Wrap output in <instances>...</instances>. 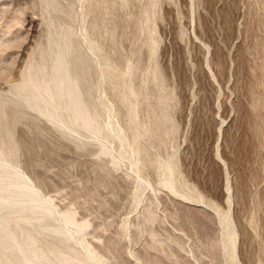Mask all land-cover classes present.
<instances>
[{
	"label": "rangeland",
	"instance_id": "rangeland-1",
	"mask_svg": "<svg viewBox=\"0 0 264 264\" xmlns=\"http://www.w3.org/2000/svg\"><path fill=\"white\" fill-rule=\"evenodd\" d=\"M62 30L91 66L96 133L15 89ZM0 96L25 113L18 163L0 172L49 201L55 227L68 211L89 224L67 250L85 253L82 239L107 264H264V0H0Z\"/></svg>",
	"mask_w": 264,
	"mask_h": 264
},
{
	"label": "bare ground",
	"instance_id": "bare-ground-1",
	"mask_svg": "<svg viewBox=\"0 0 264 264\" xmlns=\"http://www.w3.org/2000/svg\"><path fill=\"white\" fill-rule=\"evenodd\" d=\"M47 7L57 12L55 2L47 3ZM51 21L56 22V17H51ZM57 34V38L51 37L55 47L60 48H54V57L45 47H39L37 57H31L27 62V70L15 89L26 99L36 97L38 103H31V107L53 123L62 124L74 132L96 133L100 130V122L91 101L90 63L86 55L80 53L71 30ZM24 116L19 105L0 96V169H5L6 163H18L22 147L15 138V129ZM168 170L170 177L171 169ZM17 172H0V210L5 211L0 213V264H107L82 239L78 243L86 250L85 253L65 248L67 241L75 239L76 233H84L89 224L77 223L75 214L68 211L60 218L64 226L55 227L50 222L55 220L50 202L39 200L38 191L23 182ZM170 181L171 178L168 179ZM17 207L20 209L16 210ZM26 210L38 215H27ZM153 218L150 216L149 219ZM28 226L35 228L36 233ZM45 232L51 234V240L44 242L39 236Z\"/></svg>",
	"mask_w": 264,
	"mask_h": 264
}]
</instances>
